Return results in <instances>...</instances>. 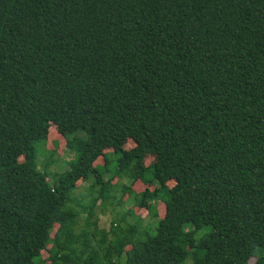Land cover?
<instances>
[{"label": "trees", "instance_id": "16d2710c", "mask_svg": "<svg viewBox=\"0 0 264 264\" xmlns=\"http://www.w3.org/2000/svg\"><path fill=\"white\" fill-rule=\"evenodd\" d=\"M0 264H264V0H0Z\"/></svg>", "mask_w": 264, "mask_h": 264}, {"label": "rangeland", "instance_id": "374dc122", "mask_svg": "<svg viewBox=\"0 0 264 264\" xmlns=\"http://www.w3.org/2000/svg\"><path fill=\"white\" fill-rule=\"evenodd\" d=\"M76 135V134H75ZM132 144H128L127 147H131ZM43 144H37V161L39 163V167L44 165L46 160H51L52 164L49 166V171L53 175L55 172H65L66 170H69L70 161L73 160L74 155L73 153L67 148V141L66 138L59 133L56 132L54 127L50 129L49 131V137L46 142L45 150L42 151ZM47 153V154H46ZM52 153V154H51ZM106 156L109 159L114 158V153L112 150L106 152ZM99 165H102L104 163L103 159L100 160ZM40 170H42L40 168ZM111 175H107V178ZM121 183H128L127 179L119 180V185ZM89 183L85 182H79L78 185L73 189V196L74 197H82V199L85 202L89 201L88 197V188ZM172 185V184H171ZM146 187L136 184L134 186V191L136 193H140L143 191ZM153 188V187H152ZM118 191L121 192V187H118ZM129 198V199H128ZM124 203L122 206H109L107 209L103 211L101 206H98L96 209V216L99 220V226L103 230L109 231L111 229V226L114 222V220L118 219L120 217L119 213H127L128 211H131L134 213L135 217L128 216L127 220L125 222H122L123 225H125L127 222L132 223L136 220V218H142L144 220L143 226L149 222H155V218L153 217L154 214H150L149 209L147 208H139L134 203V199L129 196H125ZM157 213L159 216L164 215V205L162 203L157 204ZM87 214H84L81 218V224L84 227V221ZM255 258H258L260 256H263V250L258 249L256 252ZM47 257V254H45ZM255 260V259H253ZM253 262V261H252Z\"/></svg>", "mask_w": 264, "mask_h": 264}]
</instances>
